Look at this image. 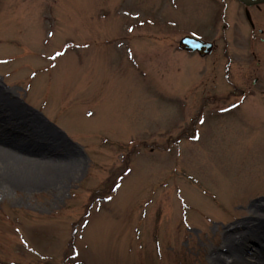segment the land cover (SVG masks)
I'll return each mask as SVG.
<instances>
[{
    "label": "rangeland",
    "instance_id": "1",
    "mask_svg": "<svg viewBox=\"0 0 264 264\" xmlns=\"http://www.w3.org/2000/svg\"><path fill=\"white\" fill-rule=\"evenodd\" d=\"M227 16L230 73L223 47L180 49L227 39L218 0H0L2 134L41 150L0 166V264H214L249 208L264 221V96L218 114L260 47ZM57 158L78 166L38 171Z\"/></svg>",
    "mask_w": 264,
    "mask_h": 264
},
{
    "label": "bare ground",
    "instance_id": "2",
    "mask_svg": "<svg viewBox=\"0 0 264 264\" xmlns=\"http://www.w3.org/2000/svg\"><path fill=\"white\" fill-rule=\"evenodd\" d=\"M11 95L12 93H10V96ZM10 96L5 94L0 88V127L2 129L0 130V166L8 169L9 173H24L25 171L33 172L31 169L36 166L30 165V163L22 166L20 160H31L29 157H31L32 154H40L41 150H28L21 147L19 143L10 140L9 137H6L8 132L5 133L6 135L2 134L4 128L7 129L9 126L15 129V101L14 98ZM5 99L7 100L8 105L3 104V100ZM34 140H42V142L47 143L51 149L56 146L55 142H50V140L47 141L41 132L34 135ZM41 149L45 150V147H41ZM20 153L28 158L22 156ZM56 155L59 156L60 154H57L56 152ZM24 163L25 162H23V164ZM54 164L48 165L45 162L38 163V171H46L44 172L46 173L45 176L51 177L53 175L54 177L57 174L53 173H58L61 170H63V172L65 171V173H69L78 166V163L76 162H63L62 158L55 159ZM259 209H263V207L261 205H255L254 207L249 208L247 210L250 213L248 221L240 222L234 227L227 229L223 246L213 250L210 254V259L214 264H217V261H220L221 264H264V246H261L264 244V234L259 232L261 229H257V227L262 225L264 221L262 220L263 214L260 213ZM252 223L256 225H252ZM252 245H258V247ZM247 256L252 260L247 259Z\"/></svg>",
    "mask_w": 264,
    "mask_h": 264
},
{
    "label": "flooded vegetation",
    "instance_id": "3",
    "mask_svg": "<svg viewBox=\"0 0 264 264\" xmlns=\"http://www.w3.org/2000/svg\"><path fill=\"white\" fill-rule=\"evenodd\" d=\"M218 2L221 5L222 10H223V17H222L223 35L227 34L226 33L227 27H228V23L226 24L227 19H228L227 14L232 9H235L237 16L239 13L242 19H245V21L247 22L248 24L247 27L250 30V32H248L247 34H250L253 44L254 45L257 44L260 47V49H257V51L253 52V57L256 60V67H254L253 65L250 68L252 70L243 72L241 80L237 81L239 86H235L236 92L237 91L240 92L241 97H244L248 94H251L254 91V87L260 86L262 94L264 95V67L261 66V64L264 65V4L254 5L250 8H247L244 4L238 1H235V0H218ZM225 43H226V40H225ZM225 47L226 46L224 44L223 48H224L226 57L228 61H231V58L227 54V48ZM214 53L205 58L212 57ZM227 72L229 73V71ZM253 75H255L254 78H253Z\"/></svg>",
    "mask_w": 264,
    "mask_h": 264
},
{
    "label": "water",
    "instance_id": "4",
    "mask_svg": "<svg viewBox=\"0 0 264 264\" xmlns=\"http://www.w3.org/2000/svg\"><path fill=\"white\" fill-rule=\"evenodd\" d=\"M241 1H243V2H245V3H247V4H253L254 2H256V1H258V0H241ZM259 1H264V0H259ZM185 43V42H184ZM209 44L207 45L206 43H203V42H201V45H199V46H196V47H189V46H187V45H184L183 47L184 48H188V49H197V50H200L201 48V53L202 54H204L205 53V51H207V49L209 48Z\"/></svg>",
    "mask_w": 264,
    "mask_h": 264
}]
</instances>
